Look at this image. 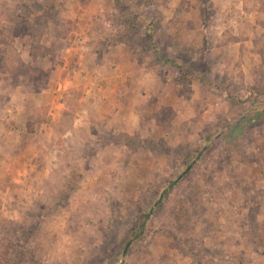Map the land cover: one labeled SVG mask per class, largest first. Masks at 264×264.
Wrapping results in <instances>:
<instances>
[{"label": "rangeland", "instance_id": "obj_1", "mask_svg": "<svg viewBox=\"0 0 264 264\" xmlns=\"http://www.w3.org/2000/svg\"><path fill=\"white\" fill-rule=\"evenodd\" d=\"M0 264H264V0H0Z\"/></svg>", "mask_w": 264, "mask_h": 264}, {"label": "crops", "instance_id": "obj_2", "mask_svg": "<svg viewBox=\"0 0 264 264\" xmlns=\"http://www.w3.org/2000/svg\"><path fill=\"white\" fill-rule=\"evenodd\" d=\"M110 65H107L98 71L92 70L87 72V70L81 71L79 69L80 74H77L81 76L82 82L85 83H82V85L79 86H77L76 82H73L71 78H65L64 85L66 86V95L73 89H77L80 92L79 103L77 104L79 107L74 116L73 126H90L91 124H95V120L98 119L96 117L99 113L105 112V114L110 116L118 114V111L116 112V110L120 108L122 104V101L119 99L123 94V87L121 85L124 78L128 77V74L123 72L124 69L121 68L120 64H115L113 66ZM84 75L85 77H83ZM129 76H131V74H129ZM59 89L55 91L57 98L60 96L58 93ZM72 93L73 92H71V94ZM68 102L69 100L62 103L60 106L58 105L60 101L57 99L53 105H56V107H54L55 109H62L60 111L66 113L69 111ZM51 115L53 116L51 127L58 125L63 116L58 113H51ZM75 132L76 130H71L70 133H67L64 137L68 138L70 135L73 136ZM50 137L60 139L57 132L51 133ZM51 171L54 170L51 168Z\"/></svg>", "mask_w": 264, "mask_h": 264}, {"label": "trees", "instance_id": "obj_3", "mask_svg": "<svg viewBox=\"0 0 264 264\" xmlns=\"http://www.w3.org/2000/svg\"><path fill=\"white\" fill-rule=\"evenodd\" d=\"M177 185H178V181L170 183L169 188H168V190H166L164 192V195L169 196ZM150 217H151L150 214L143 215L142 222L140 223V225L138 226V228L134 232L132 240L126 246L127 251L131 248L132 241L138 240L141 237V235L144 233V231L146 229V225H147Z\"/></svg>", "mask_w": 264, "mask_h": 264}]
</instances>
